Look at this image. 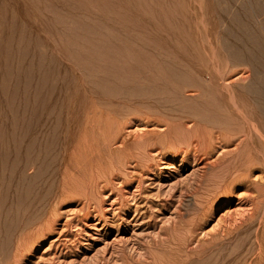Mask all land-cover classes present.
Masks as SVG:
<instances>
[{"label": "rangeland", "instance_id": "obj_1", "mask_svg": "<svg viewBox=\"0 0 264 264\" xmlns=\"http://www.w3.org/2000/svg\"><path fill=\"white\" fill-rule=\"evenodd\" d=\"M70 1H73L74 4L66 3L65 0H29V2L28 0L27 2L23 0L24 3L22 2V4L29 3V7L31 9L34 8L33 10L28 8V4H25L27 10H19L18 5L13 2L11 4L8 3L7 6L3 4V9L6 8V11L4 9L0 12V24L4 22V27L0 25L3 28L0 27V82L4 81L6 84L8 83L6 87L9 86L8 89L4 87V90L0 84V112H7L8 116H10V113L13 115L16 112L14 107L16 106L18 108V103L21 102L18 101L20 100L19 97L23 94L27 95V93H29L28 97L34 95L35 87H33V82L36 81V77L34 79L32 75L35 73L34 63L37 62V59H35L36 57L34 58L36 54L34 52L33 42H35V45L37 44L35 48H38V51L39 48L43 49L38 44L40 43V38H38L37 34L39 33L40 35L41 31H44V33L42 34L41 32L40 36H51L50 38L47 36L45 39L52 41L55 45L56 43L59 46L64 44L68 48V54H65L68 62L73 63L82 60L86 67L88 65L90 66V64L96 65L102 61V59L96 57V54H92V50H90V48H94V44L99 46L100 44H106L107 47L100 46L99 51L102 49L105 50L108 47L110 48L107 49L109 56L105 59L107 60L106 62L112 63L113 65H119L122 62L121 60H126L125 56H128L127 59H130L129 55L131 54L132 47L143 44L145 46L141 47V54H138V58H132L131 63H137L141 66L143 62L140 74L144 76L151 75L152 73L157 75L159 72L148 66L151 62L154 63V61L158 62L165 59L155 56L153 49L160 52L168 48H175L178 43L183 42L182 36L179 35L177 38L172 39L165 34V31H162L164 30L162 24H158V26L155 23L132 25L130 23L131 10L128 8L129 5L133 6L132 10L134 12H137L142 7L148 9V12L151 13L159 10L161 13L165 12L166 20L177 15L181 18V8L186 12H190L188 9H191L198 18H205L207 32L203 33L202 39L204 38V41L201 40L203 42H207L209 37L212 38V28L214 27L212 20L215 18V13L229 9V4L225 3L226 1L221 4V0H174V3H177L175 4L177 8H174L175 5L169 6L168 3H172L168 0H91L101 6L104 11L106 10L107 13H110L111 16L121 17L123 20H127L124 22L123 28H128L126 31L129 35H125L123 29H120L113 20L107 21V26L110 25V29L116 30L114 32L116 35H113L110 32L109 34H104L106 31L101 27L103 24L101 22L103 16L96 9L84 1L82 2V0ZM50 2L51 5L49 6ZM36 4H40L41 11H44L43 14H41L40 7L37 9L38 5ZM44 4L51 10L46 5L44 6ZM55 5L57 6L56 8ZM250 7L255 8L258 12H264V0H252ZM52 8L57 11H53ZM58 8H61L60 12ZM251 9H244L243 23L241 25L228 28L230 34H235V39H232V43L243 48L250 47L251 52L247 49L244 50H246L247 55L253 58L255 63L260 67V63L264 65V38L260 39V28L253 21ZM192 12L190 13L192 14ZM200 12L203 13L199 14ZM45 14L46 16H43ZM35 15L36 17L38 16V19L34 17ZM92 15L96 17V20H91L90 17ZM33 17L38 21L34 22V24L29 23ZM5 19L6 22L2 21ZM181 21L177 27L187 29L186 24L184 22L181 23ZM209 21L211 22L209 23ZM107 22H104V25ZM146 26L149 27L148 32L145 30L147 28ZM133 28L138 29L135 30L140 34L142 33L141 35H143V38L145 37L146 41L144 39L139 42L136 37H133V35L130 36ZM144 32L145 34H143ZM176 32L177 29L175 28V31H171L169 34L174 35ZM131 34H134V30ZM146 34L149 38L146 37ZM133 38L135 39L133 40ZM151 40L155 42V46L153 43H150ZM82 44L86 45L87 50L81 51L82 58H80L79 50L81 48L79 45ZM158 46H162V48H156ZM260 46L263 47V54L261 55ZM118 52H121V55H117ZM24 67L25 69H22ZM90 68L94 70L90 74L92 76H100V71H103L102 69L96 70L97 67L93 69L90 66ZM22 71H25V74ZM245 76H250V74ZM55 77V85L45 90V93H47L45 95L47 100L45 112H53V118L56 119L58 125L57 135L55 134L53 137L59 136L56 138V142H54L57 159L56 168H52L51 174L47 166L48 162H44L45 167L39 169V186L43 189L51 182L56 192L59 193L63 189L64 195L62 194V197L59 195L52 204V214L46 218L51 219V225L45 228L34 246L16 264H124L128 259L129 263L134 264L138 259H143L141 255L146 258L154 252L158 254H161V251H167L166 253L175 252L173 251L174 245L171 242H168L167 246H164L163 243L174 238L181 241L184 237V228L186 224L190 226L188 221L190 222L192 217H195L194 219L192 218L194 225L191 224L193 231L190 233L191 237L186 246L190 244L188 247L194 249L200 243L203 244L204 242H214L216 245L218 243H230V246L226 245L224 249L215 248V251L217 250L216 254L214 253L216 261L212 264H224V259L231 261L232 264L237 262V264L240 262L244 264H264V253L261 258L260 250L252 246L251 240H254V234L250 233L251 231L247 226L252 215H254L252 216L254 217L252 221L259 220L261 217L260 198L258 197L259 193L256 188L245 184H237L228 193H211L208 198L202 193L204 192L203 187L197 194L194 192L196 184H199L201 179L206 177H202L201 175L203 173L202 167L204 163L222 161L224 159L223 155H226L234 147L227 146V148H222V146L217 145L216 151L214 150L210 155H203L200 159L196 158V155L200 156L202 154L196 152L194 147L187 149L182 146L179 149L171 148L167 150L158 146H154L153 148L152 145H148V141L154 137L152 131L162 132L163 130L160 125L159 127L155 123H147V118L144 120V116L136 114H131L127 118L125 117L126 120L124 118L127 123L124 122L125 126L120 130V136L123 135L121 140L114 139L108 143V141L100 140L98 136L86 138V140L81 135L89 127L83 123L77 126V128L80 127V136H71V132L75 130L73 129V126H75L73 125L74 113L76 112V116L84 118L89 110V98H93L94 95L98 97L99 103L101 102L100 104H103L97 105L98 111H102L103 109H109L108 111H110L113 107L112 110H119L124 106L135 107L136 104L142 103V99L144 102H154L155 100L157 101L158 99L166 97L168 92L164 94L157 92L144 94L134 92L129 85L125 86L124 90L120 93L114 88H107L103 92L98 86H96L97 89L94 87L89 90L86 87L87 81L82 76L80 80L82 83L80 81L77 82V87L75 85L69 86V84H63V75L61 73ZM258 77L259 79L257 80ZM21 80H24V82L22 83ZM255 81L260 82V74L257 75ZM116 82H120V80L117 79ZM26 84L27 86H24ZM63 85L67 88L65 89ZM29 87H31V91ZM74 89H77V93ZM3 91L4 93L2 94ZM78 93L80 96H78ZM193 93L192 91H186L185 95L191 96ZM260 99L264 100L263 92H260ZM82 113L85 114L82 115ZM70 114L72 115L71 117L69 116ZM117 119L119 122L122 121L119 117ZM102 129V126L92 127V131L94 130L96 134L102 133ZM125 137H128L129 146L131 145L133 148L127 146L128 143ZM6 140H8L7 137ZM81 142H87V146L86 143L83 144ZM137 142H139L138 145L136 144ZM88 144L89 148H91L90 151L87 148ZM66 145V148L63 147ZM118 150L123 152L124 155H121L122 153L120 152L118 153ZM47 157H50V153H47ZM122 159L125 160L124 163ZM27 171L28 174H32L36 172V169L31 167ZM262 176H264V171L258 167L254 168L251 173V178L259 181ZM197 197L203 200H199ZM175 228L179 230V233H177L178 231ZM246 231L250 232L248 233ZM199 239L200 242H198ZM177 240L176 242H178ZM191 249L188 248L187 250ZM224 252L226 254L228 253L227 257L224 256L226 255ZM209 253L210 251L207 254ZM204 256L206 257V254ZM133 259L135 260L133 261Z\"/></svg>", "mask_w": 264, "mask_h": 264}, {"label": "bare ground", "instance_id": "obj_2", "mask_svg": "<svg viewBox=\"0 0 264 264\" xmlns=\"http://www.w3.org/2000/svg\"><path fill=\"white\" fill-rule=\"evenodd\" d=\"M2 1L0 0V12L4 9L6 11V8L3 9V4L7 6L8 3L11 4L12 2L18 5L19 10H27L25 4H28V8L31 9L29 7V3H25L24 5L22 4L23 0ZM83 1L85 3H88L94 9H96L100 15L103 16V19L101 21L103 24L101 25V27L106 31L104 34H109L110 32L113 33V35H116L114 34L116 30L110 29V25L107 26V21L113 20V22L117 24L120 29H123L125 35H129L126 31V29L128 28H123V24L127 20H123V18L121 17L111 16L110 13H107L106 10L104 11L101 6L95 4L91 0H82V2ZM168 1H171L172 3H168L169 6L177 4L174 3V0ZM224 1H226L225 3L229 4V9L226 10L227 12L220 11V13H215L214 20L211 19L212 23L214 24V27L212 28L213 33L211 34L212 38L209 37L207 42H203L204 38L202 39L203 33L207 32L205 18H198L195 12H192L191 9L188 10L192 12V14L190 12H186L180 7L182 10L180 14L182 16L181 18L179 17V15L173 18H168L166 16V18H168L166 20L165 12L161 13V11L159 10L151 13L148 12V9H145L144 7L137 10V12H134L132 10L133 6L129 5L128 8L131 10L130 23L132 25L135 26L136 24L138 25L140 23L142 25H148L149 23H155V25L158 26V24H162L164 29L162 31H165V34L167 36H170L172 39L177 38L179 35L182 36L183 42L181 41L180 44L178 43V45L175 46L176 50L175 48H168L165 51L162 50L159 52L153 49L155 56L163 57L165 59L158 62L154 61V63L151 62L149 64L148 67L154 68L159 72L157 75L152 73L151 75L144 76L143 74H140L143 62L141 66L137 63H131L132 58H138V54H141L140 49L142 46H145L143 44L133 46L131 54L129 55L130 59H127L128 56H125L126 60H121L122 62H120L119 65H113L112 63L106 62L107 60L105 58L109 56V51H107V49H110L109 47L105 50L102 49L101 51H99V47L106 46V44H100V46L94 44V48H90V50H92V54H96V57L98 59H102V61H100L96 65L90 64V66L93 69L97 67L96 70L102 69L103 71H100V76H92L90 74H92L94 70H91L89 65L86 67L82 60L73 63L67 61L68 59L66 58L67 56H65V54H68V48L64 44V46H59L57 45L58 43H56L55 45L52 41L45 39L48 35L43 37L40 36L42 31H39L40 35L36 32L38 38H40V43L38 44L43 49L39 48L38 51V48H35L37 47V44L35 45V42H33L35 49L34 52L36 55H32L34 56V58L36 57L35 59H37V62L34 63L35 73L32 75L34 76V79L36 77V81L33 82V87H35L34 95H31L32 97H28L29 93H27V95L23 94L21 97H19L20 100L18 101H21L20 103H18L19 107L17 108L16 106H13L14 109H16L15 114L12 115V113L9 114L8 112V114L10 115L8 116L7 112H0V264H16L22 260L25 253L29 251L37 242L38 238H40V235L44 232L45 228L51 225V219L46 218L48 215L51 216L52 214V204L54 203V200L59 195L61 197L64 195V190L62 189L59 193H57L51 182H49L48 185L43 189L39 186V169L45 167L44 162H48L47 166L50 170L49 173L52 174V168H56L57 159L55 155L56 148L54 147V142H56L55 140L59 136L55 138L53 137L55 136V134L57 135L58 125L56 123V119L53 118V112H45V109L47 108H45L47 102L45 97L47 93H45V90L55 85L54 79L56 78L55 76H57V74L59 73L63 75V84H69V86L75 85L76 87V83L82 79V76L86 79L87 86H85L89 90L98 86L103 92H105L107 88H114L118 93H120L124 90L125 86L129 85L134 92H141L144 94L153 92L164 94L168 92L166 97L158 99L157 101L155 100L154 102H144L142 99V103L136 104L135 107L124 106L119 110H112L114 108L113 107L110 111H108L109 109H103L104 112L103 110L98 111L97 105L103 104H100L101 102L99 103L98 97L94 95L93 98H89V110L87 111L88 113L84 118L78 117L76 116L77 113H74L75 118L73 117V125L75 126H73V129L75 130L71 132V136H80V127L77 128V126L83 123L89 127V129H87L81 135L85 139L98 136L100 140L108 141V143L110 141L112 142L114 139L121 140L123 135L120 136V130L123 126H125L124 122L127 123V121H125L126 118L131 114H136L144 116V120L147 118V123H155L156 125L161 126L163 131H152L154 137L152 136L153 138L148 141V145H152L153 148L154 146H158L164 150H167L171 148L179 149L182 146L187 149L194 147L196 149V152L202 154L200 156L196 155V158L200 159L201 156L210 155L214 152V150L216 151L217 145L222 146V148H227V146H232V148L234 147L226 155H223L224 159L222 161L215 163H204L202 167L203 173L201 175L202 177H206L204 179H201L199 184H196V187H194V192L197 194L203 187L204 192L202 193H204L208 198L211 193H228L232 191L234 186L237 184H245L256 188L257 192L259 193L258 197L260 198L261 217L259 218V220L252 221V219L254 218L252 217L254 215H252L247 225L248 229L251 232H246L254 234V240H251L252 246L257 250H260V255L262 258L264 253V176L260 177L259 181L256 179H252L251 173L256 167L264 171V100L260 99V92L264 93V65L260 63L259 67V65L255 63L253 58L247 55L246 50L244 49H247L251 52L250 47L243 48L232 43V39H235V34L229 33V28L233 26L237 27L243 23L244 9H251L253 7H250V4L252 5V0H221V4ZM65 2L74 4L73 1L70 0H65ZM179 3H181V1H179ZM40 4L36 5H38L37 9H39L40 7L41 11ZM45 5L46 4H44V6ZM50 5L51 2L49 6ZM176 6L177 5H175L174 8H177ZM56 7L57 6L55 5V8ZM198 8L200 7L198 6ZM49 10L51 9L49 8ZM58 10L60 12L61 8H58ZM53 11L57 10L53 9ZM43 12L41 14H43ZM261 12L262 11H256L255 8L251 9V13L253 14V21L260 28V39H263L264 12ZM202 13L203 12H200L199 14ZM43 16H46V14ZM34 17H36V15ZM34 17L29 21V23L31 22L34 24V22L38 21H36V18L38 16L36 18ZM90 18L91 20H94L96 17L92 15ZM2 21L6 22V19ZM180 21L181 23L184 22L186 24L187 29L177 27V25H180ZM104 22L107 23L104 25ZM210 22L211 21H209V23ZM2 23L4 24V22ZM3 24L0 25L3 26ZM173 26L177 29V32L174 35H170L169 33L171 31H175V28ZM135 29L136 28H133L134 34H131L133 31L131 30L130 36L133 35V37H136L137 41L139 42H141V40L143 41L145 37L143 38V35H141L142 33L140 34L138 31H136L138 29ZM148 29L149 27L145 28L146 31ZM87 32H89V30H87ZM43 33L44 31L42 32V34ZM143 34H145V32ZM146 37H148L147 34ZM134 39L135 38H133V40ZM152 41L153 40H151L150 43L154 44L155 42ZM82 45H79V47L81 48L79 50V55H81V51L87 50L86 45ZM156 48H162V46H158ZM262 49L263 47L260 46V55L263 54ZM118 54L121 55V52H118L117 55ZM27 57L30 58V56L28 55ZM80 58H82V55L80 56ZM22 69H25V67ZM24 72L23 74H25ZM27 74L29 75V73ZM247 74H250V76L246 77L245 75ZM258 74H260L259 83L255 81V78ZM117 79H119L120 82H116ZM258 79L259 77L257 78V80ZM21 81L22 83L24 82V80ZM0 84L4 88L8 83L6 84L4 81H1ZM8 86L6 87V89H8ZM24 86H27V84ZM30 88L31 87H29V89ZM66 88L67 87H65V89ZM84 88L85 87H83V89ZM168 88H170L169 91H167ZM75 91L77 93V89ZM85 91H87L86 88ZM186 91H192L194 93L189 96L185 95ZM22 92L26 93L25 91ZM3 93L4 91L2 92V94ZM90 95H92V93ZM78 96H80L79 93ZM117 107L119 108V106ZM100 109H102V107H100ZM85 113H82V115ZM114 115L118 116L119 119H122V121L120 120L121 122H119V120L117 119L118 117L116 118V116ZM11 116L12 118L10 119ZM69 116L71 117L72 115L70 114ZM93 126H102V133H94V130L92 131ZM67 133L69 135L68 131ZM6 137L8 140H6ZM127 138L125 137L126 142L128 143ZM85 143L87 146V142H84L83 144ZM136 144L138 145L139 142H137ZM127 146H129V143ZM63 147L66 148L67 145ZM129 147L132 146L130 145ZM87 148L90 151L91 148H89V144ZM108 149L110 150V148ZM97 150L99 149L97 148ZM97 150L96 152H98ZM119 152L122 153L121 155H124L123 152L118 150V153ZM47 153H50L49 158L47 157ZM124 161L125 160H123V163ZM31 167L35 168L36 172L28 174L27 170ZM197 198L199 200L202 199H200L199 197ZM197 198L196 200H198ZM200 203L202 204V202ZM192 218L190 222L188 221L190 226H187L188 224H186L185 228L182 226L185 232L183 233L184 237L181 239V241H178L177 238H171L173 240L167 241L165 243L162 242L164 246H167L168 242H171L174 245L175 250L173 249V251L175 252L166 253L167 251H161V254H158L151 251L153 254L146 258L141 255L143 259H138L134 264L214 263L216 261L214 255L217 251H215V248L217 249L218 247L219 249H224V246H230V243H218V245H216V243L214 242H204L203 244L200 243V245L194 249L188 247L190 246V244L186 246L191 237L190 233L193 231L191 224L194 225L193 219L195 217L193 219ZM244 227L246 228L245 225ZM245 228H243V230H245ZM177 231V233H179V230ZM238 239L240 238L238 237ZM176 240L178 242H176ZM198 242H200V239ZM186 247L191 250H187L188 248ZM161 249L163 250V248ZM169 249L171 250V248ZM209 251L210 253L207 254ZM205 254L206 257L204 256ZM224 254H226V252H224ZM227 254L224 256L227 257ZM217 256L219 257V255ZM137 258L139 257L137 256ZM134 260L135 259H133V261ZM128 261L129 259L125 261L124 264H131ZM221 262L223 261L221 260ZM224 264L232 263L231 261H227L226 259H224ZM239 264L244 263L240 262Z\"/></svg>", "mask_w": 264, "mask_h": 264}]
</instances>
